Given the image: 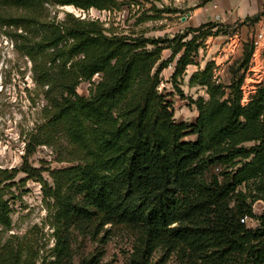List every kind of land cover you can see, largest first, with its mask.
Masks as SVG:
<instances>
[{
  "label": "trees",
  "instance_id": "obj_1",
  "mask_svg": "<svg viewBox=\"0 0 264 264\" xmlns=\"http://www.w3.org/2000/svg\"><path fill=\"white\" fill-rule=\"evenodd\" d=\"M46 2L0 0V25L21 29L16 46L31 61L35 80L48 86L46 129L60 127L72 156V166L52 173L54 187L45 194L58 204L56 222L67 220L80 233L108 223L138 230L143 243L130 264H147L157 247L186 264L230 257L239 264H264V208L259 214L252 210L256 201L264 203V82L241 105L240 80L224 86L215 83L208 66L194 72L189 85L205 87L208 97L190 100L198 112L190 125L174 122L171 103L157 89L161 71L176 56L171 80L177 88V76L193 63L201 30L223 24L186 28L195 33L188 40L184 32L131 38L71 14L48 20ZM55 4L103 10L118 1ZM164 49L171 55L159 62ZM95 74L100 77L88 96L77 94L78 84ZM188 134L196 139L184 141ZM213 167L220 173L208 174ZM72 190L82 194L76 207ZM244 216L257 226L242 224ZM9 223L0 194V226ZM53 256L54 264H73L68 241L60 236ZM96 259L76 264H98ZM0 264L29 263L21 247L4 243Z\"/></svg>",
  "mask_w": 264,
  "mask_h": 264
},
{
  "label": "rangeland",
  "instance_id": "obj_2",
  "mask_svg": "<svg viewBox=\"0 0 264 264\" xmlns=\"http://www.w3.org/2000/svg\"><path fill=\"white\" fill-rule=\"evenodd\" d=\"M117 1L115 8L98 10L90 7L83 10L73 5L55 4L56 0H47L43 14L44 18L54 22L62 21L66 14L84 20H98L111 32L131 38L140 35L145 38H171L174 34L184 32L187 34L184 40H188L195 33L186 28L197 27H184V21L181 20L187 18L195 6L206 2ZM254 16L247 15L234 24L213 25L201 30L196 41L198 49L193 63L187 65L175 80L181 93L171 80L177 56L161 71L157 89L171 103L175 123H195L198 112L190 100L199 97L206 99L208 95L205 87L190 86L189 79L194 72L203 70L206 66L211 69L215 83L227 86L233 79L240 80V88L245 83V88L253 91L252 94L256 86L264 82L254 83L257 80L248 76L256 46V30L251 27L255 22L245 21V18ZM20 31L14 26L0 25V194L8 206L10 218L8 227L0 226V246L9 243L13 247H21L23 258L29 264H54L53 249L60 236L68 241L70 262L73 264L93 256L97 257L98 264H130L132 254L143 243V236L138 230L108 223L80 233L67 220L56 222L58 204L45 194L54 187L52 173L72 166V156L60 127L46 129L48 86L35 80L31 61L17 48L19 41L15 33ZM218 31L215 38L213 34ZM204 32L212 35L202 36ZM258 53L259 49L254 55V78L264 79V73L257 74L261 67ZM170 55V49L162 50L159 62ZM99 77L100 74H95L90 81L80 82L76 87L77 94L87 97L91 84L96 83ZM251 86L254 87L253 90L249 88ZM228 92L226 89V95ZM195 139L193 134L183 138L184 141ZM246 145L250 146L251 143ZM220 171L219 167H213L208 174H218ZM69 193L72 195L73 207L82 203V194H77L74 190ZM262 205L264 208L262 201L252 205L254 214L262 212ZM71 220L75 221L74 218ZM230 258L226 262L218 261L215 264H239L234 258ZM147 264L186 263L157 247L148 257Z\"/></svg>",
  "mask_w": 264,
  "mask_h": 264
},
{
  "label": "crops",
  "instance_id": "obj_3",
  "mask_svg": "<svg viewBox=\"0 0 264 264\" xmlns=\"http://www.w3.org/2000/svg\"><path fill=\"white\" fill-rule=\"evenodd\" d=\"M259 13H264V0H206L203 5L195 6L192 13H189L187 18H182L181 21H184V27H198L207 24L208 22L230 25L236 23L247 15H256ZM251 27L256 30V33L254 34V43L256 46L252 55V66L249 68L254 70V55L259 49L258 59L261 65L259 69L261 72L258 71L257 74L260 75V73H264V16H261L259 20L251 25ZM257 34L263 35V38L259 41L255 39ZM236 38L238 37L236 36ZM230 40H233V38ZM227 44H230V42ZM256 202L260 201L258 200ZM261 209H263V205L260 210Z\"/></svg>",
  "mask_w": 264,
  "mask_h": 264
},
{
  "label": "built area",
  "instance_id": "obj_4",
  "mask_svg": "<svg viewBox=\"0 0 264 264\" xmlns=\"http://www.w3.org/2000/svg\"><path fill=\"white\" fill-rule=\"evenodd\" d=\"M263 38V35L262 34H257L256 35V40H261ZM248 72H250V74L248 75L249 77H251V78H253V79H256L257 81H254V83H260L261 81H264V79H257V78H254V73H255V71L254 70H252V69H248ZM253 83V82H252ZM245 83L241 86V99H240V104L241 105H245L247 102H248V100H249V97H250V95H252V92L253 91H249L248 89H246L245 88ZM249 88H251V90H253V86H251V87H249ZM240 222L242 223V224H245L247 227H249V228H254V227H256L257 226V221L255 220V219H253V218H249V217H247V216H244L243 218H241L240 219Z\"/></svg>",
  "mask_w": 264,
  "mask_h": 264
}]
</instances>
